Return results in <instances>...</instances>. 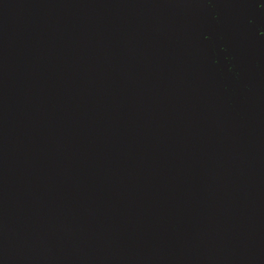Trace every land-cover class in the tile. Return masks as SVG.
<instances>
[{
  "label": "water",
  "instance_id": "obj_1",
  "mask_svg": "<svg viewBox=\"0 0 264 264\" xmlns=\"http://www.w3.org/2000/svg\"><path fill=\"white\" fill-rule=\"evenodd\" d=\"M0 264H264V0H0Z\"/></svg>",
  "mask_w": 264,
  "mask_h": 264
}]
</instances>
